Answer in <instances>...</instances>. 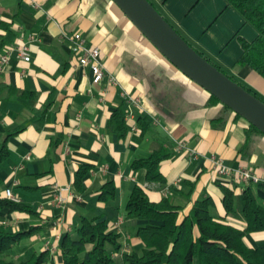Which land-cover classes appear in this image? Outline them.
Segmentation results:
<instances>
[{
	"label": "crops",
	"instance_id": "0c3cea01",
	"mask_svg": "<svg viewBox=\"0 0 264 264\" xmlns=\"http://www.w3.org/2000/svg\"><path fill=\"white\" fill-rule=\"evenodd\" d=\"M150 1L184 39L264 98V78L240 64L242 41L254 42L258 31L227 0ZM75 33L100 49L116 85L108 77L93 83L92 71L79 65L70 48L68 38ZM23 45L30 47V62L19 56ZM8 52L11 60L0 71V145L11 131H22L10 137L9 157L0 163V200L8 199L10 189L38 215L0 209V228L15 233L41 227L22 244L29 256L59 250L77 221L93 216L104 217L123 244L140 250L135 236L146 222L128 219L126 212L137 185L152 202L167 198L181 207V217L196 201L211 197L217 214L239 229L247 227L241 188L252 186L264 206L262 191L220 177L212 159L264 181V136H251L247 143L250 124L180 72L112 0H0V58ZM124 93L140 106L128 104ZM121 106L128 126L123 138L111 130ZM159 151L172 157L161 164L164 181L150 182L146 170L133 164ZM82 165L93 170L80 192L75 181ZM110 182L117 199L100 202L101 189ZM61 186L74 195L63 207L55 201ZM222 186L236 195L230 215ZM245 242L264 248V232L247 235ZM52 255L62 264L60 254Z\"/></svg>",
	"mask_w": 264,
	"mask_h": 264
},
{
	"label": "trees",
	"instance_id": "16d2710c",
	"mask_svg": "<svg viewBox=\"0 0 264 264\" xmlns=\"http://www.w3.org/2000/svg\"><path fill=\"white\" fill-rule=\"evenodd\" d=\"M227 2L258 31V37L254 42L242 41L244 54L240 64L250 66L264 78V0ZM189 44L224 72L204 53ZM229 77L264 102V98L254 90L234 77ZM212 100L220 102L214 96ZM224 108L232 112L227 106ZM237 117L242 118L239 115ZM223 118H219L218 121ZM111 130L119 133L122 138L127 134L128 126L123 106L114 113ZM21 131L22 129L11 131L1 143L0 163L9 157L10 137ZM254 135L264 136L260 130L250 125L247 130V143ZM171 157L166 151L155 152L147 159L136 161L133 167L135 170H146L148 181L162 182L164 179L160 172L161 164ZM92 170V166L82 165L77 172L75 187L80 192L83 191L84 181ZM254 186L264 193V183ZM222 192L226 213L230 215L235 212V192L225 186H222ZM116 199L115 183L110 182L103 186L99 201L108 204ZM5 208L11 212L38 215L31 207L9 199L0 200V209ZM243 208L247 223L245 229L230 225L225 218L220 217L211 197L196 201L190 212L181 217L183 212L181 207L174 206L167 198L159 203L152 202L146 191L137 185L127 203L126 212L128 219L146 222L137 230L135 236L142 245L140 250L132 248L127 252L122 243V235L111 230L104 217L93 216L82 217L76 223L75 232L65 234L59 246V254L62 257V264H118L116 255L120 257L121 264H264V248H250L245 242L247 235L264 232V206L259 203L252 186L243 192ZM40 230L41 227H32L28 231L14 233L0 228V264H57L50 251L33 253L26 260L19 262L8 259V253L14 247L33 237Z\"/></svg>",
	"mask_w": 264,
	"mask_h": 264
},
{
	"label": "water",
	"instance_id": "95a60500",
	"mask_svg": "<svg viewBox=\"0 0 264 264\" xmlns=\"http://www.w3.org/2000/svg\"><path fill=\"white\" fill-rule=\"evenodd\" d=\"M180 72L264 134V102L199 54L149 0H112Z\"/></svg>",
	"mask_w": 264,
	"mask_h": 264
},
{
	"label": "built area",
	"instance_id": "2783aa9c",
	"mask_svg": "<svg viewBox=\"0 0 264 264\" xmlns=\"http://www.w3.org/2000/svg\"><path fill=\"white\" fill-rule=\"evenodd\" d=\"M33 7L39 8L37 3H33ZM70 42V48L73 54L77 57L79 65L83 68H89L93 74V83L95 85L102 84L105 79L108 77L111 84L116 85L117 81L110 75H108L105 65L101 61V51L98 47H89L87 46L86 40L81 33H75L68 38ZM20 58L25 62L31 61L30 47L28 45H23L18 50ZM11 53H6L0 58V71H2L10 62ZM124 99L131 106L139 107L140 103L137 98H134L130 94H123ZM128 115H130L128 113ZM214 170L220 177L227 178L232 182L243 184V185H257L264 183L258 176L252 174L248 169L238 168L233 169L227 166L223 160L213 157ZM246 187L241 188L240 190L244 192ZM6 196L9 200L18 203V198L14 196L12 190L8 189L6 191ZM72 189L69 186H61L58 188V193L56 195L55 201L58 206L63 207L68 203L69 197H73ZM56 248H48V251H52V254L57 251Z\"/></svg>",
	"mask_w": 264,
	"mask_h": 264
},
{
	"label": "rangeland",
	"instance_id": "374dc122",
	"mask_svg": "<svg viewBox=\"0 0 264 264\" xmlns=\"http://www.w3.org/2000/svg\"><path fill=\"white\" fill-rule=\"evenodd\" d=\"M26 241V239L24 240V241H22L18 246H16V247H14V249L10 252V253H8V259L10 260V261H16V262H19V261H22V260H26L28 257H29V252L30 251H28V252H26L25 253V251H27V249H28V247H26V248H24L23 246H22V244L24 243ZM127 245L128 244H124V249L127 251V252H129V251H131V247L129 246V247H127ZM48 251V250H47ZM51 252V254H52V251H50ZM37 254H40V251H37L36 252ZM60 252H59V250H57V251H55V253L54 254H56V255H58ZM120 257L118 256V255H116V259L118 260V264H121V260L119 259ZM48 264H50V263H48Z\"/></svg>",
	"mask_w": 264,
	"mask_h": 264
}]
</instances>
